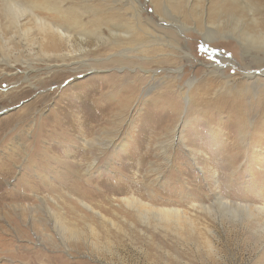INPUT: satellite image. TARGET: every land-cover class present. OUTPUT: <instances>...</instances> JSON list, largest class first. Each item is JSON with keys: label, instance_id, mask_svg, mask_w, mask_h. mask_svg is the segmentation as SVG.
<instances>
[{"label": "rangeland", "instance_id": "obj_1", "mask_svg": "<svg viewBox=\"0 0 264 264\" xmlns=\"http://www.w3.org/2000/svg\"><path fill=\"white\" fill-rule=\"evenodd\" d=\"M77 1L80 0L74 2ZM219 1L209 0L202 5L209 7ZM261 1L258 6L262 7L264 2ZM58 2L63 9L71 6V0ZM142 2L145 15H153L151 4L147 0ZM5 36L8 37L6 32ZM201 38L192 29L186 31L183 42L190 57L177 65L182 68L175 88L178 93L167 105L152 101L161 96L162 90L147 88L145 85L150 82V76L139 71L156 69L159 77L165 76L160 66L137 65L135 57L120 58L114 54L118 51L115 46L93 40L82 45L86 50L81 53V59L90 60L91 68L103 71L83 67L60 80L52 79L40 84L37 79L45 76L35 78L38 72L28 74V82L20 79L25 66L17 64L16 69L19 70H15L13 76H0V264H264L262 241L257 243L254 235L237 223L221 225L218 220L206 219L200 214L195 219L197 230L193 235L186 232L178 236L163 234L139 227L134 223L132 213L118 205L116 196L129 191H138L136 195L141 199L150 192V195H155L153 203H171L180 210L192 211L191 214L194 211L190 205L195 197L203 203L212 202L208 174L213 173L214 161L222 154L227 155L220 149L231 144L230 140L228 143L220 141L218 127L214 129L213 125H207L199 129L197 126L200 124L188 115L182 134L185 146H173L169 155L171 163L166 162L159 145L167 143L165 135L179 120L177 112L184 105L183 91L187 81L204 78L206 65L210 63L218 64L227 77L241 72L224 65L221 60L225 56L240 61L235 43L220 39L209 48ZM82 47L62 46L59 50L64 53L70 51L69 54L75 56L72 52ZM137 55L146 56L142 52ZM107 57L109 59L105 60ZM99 59L104 61H92ZM49 63L56 64L55 61ZM34 66L45 68L44 63ZM260 68L259 72H254L263 74L264 67ZM50 70L52 73L56 68L51 66ZM126 73V87L131 86V91L126 89L128 92L125 93L119 88L124 83L121 75ZM110 79L114 87H105ZM16 85L20 87L15 90L19 95L12 90ZM144 89L150 92L147 98L141 99L140 93ZM20 91L26 92L20 94ZM111 93L115 98L112 99ZM45 94L47 97L41 98ZM34 101L37 102L35 109L23 113V109ZM67 103L70 104L65 109ZM165 105L176 112L170 115L164 110ZM75 113L86 123L83 136L88 139L100 135L112 140L109 147L84 148L78 137L81 134L72 119ZM9 120L11 123L7 125ZM192 127L196 130L193 131ZM223 133L233 138V144L236 138L239 140L235 134ZM196 134L198 139L195 140ZM233 147H238V161L230 169L217 171L222 195L229 202L261 206L264 203V149L244 153L240 143ZM197 148L201 150V157L195 165L188 150ZM208 154H215L217 158L214 156V161L209 162L205 161L207 158L202 159ZM91 155L96 159L95 165L85 173L93 159ZM205 166V175L202 176L198 170ZM65 193L81 198L105 218L113 221L125 218V226L116 231L83 210ZM38 198L44 199L46 207L66 226L80 233L78 240H68L66 246L60 244ZM17 205L26 208L14 210L12 207ZM131 221L143 229L144 234H140L138 229L129 230L127 225ZM203 224L213 227L217 234L209 236L202 228ZM45 234L52 237L51 242L42 237ZM205 238H210L213 243L211 251L204 246ZM91 243H95V247Z\"/></svg>", "mask_w": 264, "mask_h": 264}, {"label": "bare ground", "instance_id": "obj_2", "mask_svg": "<svg viewBox=\"0 0 264 264\" xmlns=\"http://www.w3.org/2000/svg\"><path fill=\"white\" fill-rule=\"evenodd\" d=\"M74 1L71 0V6L68 9H63L58 0H30V2L26 0H0V76H13L17 70V64L25 66L23 72L26 71V75L22 73L20 79L28 82V74L38 72L35 78L45 76L37 79L38 82H41H39L40 84H45L52 79L60 80L63 76L72 75L83 67L92 71H103L102 69L91 68L90 60L81 59V53L86 50L83 49L82 45L93 40L96 43L102 42L115 46L118 51H115L114 54L119 55L120 58L127 59L129 55L131 58L135 57L138 60L137 65L155 64L160 66V69L164 70L165 76L162 74L159 77L156 69L146 71L139 69V71L150 76V84L145 85L147 88L162 90L161 96H156L160 99L156 98L152 101L154 103L165 102L167 105L178 93L175 88L181 78L180 70L182 68L177 65L181 61L189 60L190 57L189 50L183 42V38H186V31L192 29L198 32L202 37V43H206L209 48L220 39L231 40L238 48L236 50L239 52L240 61L225 56L221 60L224 65H229L241 72H237L232 77H227L225 71L219 69L218 64L210 63L206 65L204 78L187 81L183 91L184 105L177 112L179 120L173 128L168 130L170 133L165 135L168 140L167 143H159L162 153L166 157V162L171 163L169 155L173 146L176 147L178 144L185 146L182 134L184 125L188 123V115L200 124L197 128L203 129L207 125H213L214 129L216 127L219 129L220 141L228 143L230 140V145H225L220 149L227 155H220L216 161L213 160L215 154L202 157L204 160L207 158L205 160L207 162L214 161L215 165L212 169L213 173L208 174L209 181L203 177L208 181V191L212 202L203 203L195 197L193 201L190 200L192 201L190 206L194 211L191 214L192 211L180 210L174 205L171 206V203L169 205L153 203L155 201L153 196L155 195H150V192H147L145 196L148 201L146 198L141 199L137 196L138 191H129L130 193L126 192L127 194L116 197L120 208L123 207L130 211L135 218L134 223L144 229L177 236L184 234V232L193 235L197 230L195 219H198L197 215L202 214L206 219L218 220L221 225L224 223L235 225L237 223L250 231L257 243L262 241L264 245V203L262 202L261 206H251L227 201L222 195L221 179L217 174L218 170L223 172V168L230 169L238 161L236 151L238 147H233L235 144L240 143L244 151L241 148L240 150L244 153L250 152L249 150L252 149L259 152L260 149H264V71H262L263 74L254 72H259L260 67H264V5L258 6L261 0H220L218 4L209 7L202 5L209 3V0H147L152 6L153 15L151 16H147L143 12L142 0ZM262 1L264 2V0ZM5 32L8 37L5 36ZM73 45L82 47V49L79 48L72 52L73 54L75 52V56L69 54L70 51L64 53L59 50V47L62 46L73 49ZM140 52L152 57L135 56ZM108 59L109 57L105 58V60ZM51 61H55L56 64H50ZM92 61L100 63L104 60ZM36 63H44L45 68H36L34 66ZM51 66L56 68V71L51 73ZM251 68L253 69L249 70ZM6 71L7 73H5ZM127 77V73L121 75L124 83L120 84L119 88L125 93L131 91V86L126 87ZM107 85H110V88L114 87L112 79L106 81L105 87ZM18 88L20 87L16 85V87H12V90L19 95V92L15 91ZM193 88H196L195 92H193ZM22 92L26 91H20V94ZM149 92V89H144L140 93L141 99L147 98ZM115 93L117 94V91ZM110 96L112 99L115 98L114 93H111ZM46 97L45 94L41 98ZM194 100L196 102L193 104ZM36 103L34 101L26 106L23 113H30L35 109ZM68 104L70 103L64 106L65 109ZM166 105L164 110H167L170 115L176 112ZM57 107L60 105L57 104ZM97 113L95 116L98 115ZM77 114L75 113V117L72 119L77 132L81 134V137H78L83 147L88 149L109 147L112 140H106L100 135L88 139L83 136V128L86 123L81 121ZM10 123L9 120L7 125ZM192 130L195 131L196 129L192 127ZM223 132L229 135L235 134L239 140L236 138V142L233 144V138L225 136ZM196 139H198L197 134L195 135ZM231 147L233 148L231 149ZM199 149L188 150L195 165L198 164L199 157H201L199 156L201 153ZM232 150L234 151L232 152ZM91 156L93 159L88 163L85 173L95 165L96 159L93 155ZM205 168L206 166L202 169L199 167L198 171L202 176L205 175ZM65 194L75 200L76 204L83 210L107 223L116 231H121L122 226H125V218L122 221L105 218L106 216L81 198L72 193ZM38 200L40 201V208L47 215V220L52 222V229L60 240V244L66 246L68 240H78L80 233L78 234L76 230H73L74 228H69L63 223L64 221L54 216L46 207L44 199L38 198ZM108 200L110 202V199ZM51 201L53 200L51 199ZM53 203L55 204V201ZM12 208L24 210L26 207L17 205ZM30 210L32 209L30 208ZM134 223L131 221L127 225L129 230L138 229L140 234H144V230L138 228ZM202 228L209 236L212 235L213 237L217 234L216 230L207 224H203ZM89 230L93 232V229L90 228ZM42 237L49 242L52 241L49 234ZM210 240V238L204 239V246L209 251L214 249ZM82 241L84 244L87 243L85 240ZM91 244L95 247V243Z\"/></svg>", "mask_w": 264, "mask_h": 264}, {"label": "snow or ice", "instance_id": "obj_3", "mask_svg": "<svg viewBox=\"0 0 264 264\" xmlns=\"http://www.w3.org/2000/svg\"><path fill=\"white\" fill-rule=\"evenodd\" d=\"M201 50H203V49H201Z\"/></svg>", "mask_w": 264, "mask_h": 264}]
</instances>
